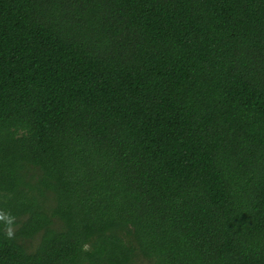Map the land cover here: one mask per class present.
<instances>
[{"label":"trees","instance_id":"1","mask_svg":"<svg viewBox=\"0 0 264 264\" xmlns=\"http://www.w3.org/2000/svg\"><path fill=\"white\" fill-rule=\"evenodd\" d=\"M0 264H264V0H0Z\"/></svg>","mask_w":264,"mask_h":264},{"label":"clouds","instance_id":"2","mask_svg":"<svg viewBox=\"0 0 264 264\" xmlns=\"http://www.w3.org/2000/svg\"><path fill=\"white\" fill-rule=\"evenodd\" d=\"M0 221H3L7 226H9L7 230V236L8 238H12L13 231L11 230V225L14 223L15 217L10 213L0 210Z\"/></svg>","mask_w":264,"mask_h":264}]
</instances>
